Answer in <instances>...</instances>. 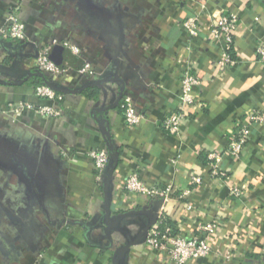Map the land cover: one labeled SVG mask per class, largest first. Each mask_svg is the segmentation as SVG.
I'll use <instances>...</instances> for the list:
<instances>
[{
  "label": "crops",
  "instance_id": "crops-1",
  "mask_svg": "<svg viewBox=\"0 0 264 264\" xmlns=\"http://www.w3.org/2000/svg\"><path fill=\"white\" fill-rule=\"evenodd\" d=\"M199 4L0 0V29L20 6L27 36L0 33V264H175L147 242L160 216L183 236L218 221L211 254L186 264H264V123L252 125L240 157L225 153L248 115L264 111V61L256 51L264 45V0L207 1L191 39L181 23ZM225 12L236 13L239 26L236 62L222 68L223 43L212 31ZM53 38L69 40L80 55L53 49L56 63L74 68L45 78L36 58ZM85 63L96 75L77 72ZM186 67L201 80L197 104L171 134L163 120L182 105ZM47 81L61 95L55 102L36 95ZM126 94L145 115L139 125L124 118ZM21 102L58 104L63 112L12 111ZM92 149L117 158L101 180L87 156ZM214 151L224 153L225 178L212 175ZM132 174L175 191L166 198L129 192Z\"/></svg>",
  "mask_w": 264,
  "mask_h": 264
},
{
  "label": "built area",
  "instance_id": "built-area-1",
  "mask_svg": "<svg viewBox=\"0 0 264 264\" xmlns=\"http://www.w3.org/2000/svg\"><path fill=\"white\" fill-rule=\"evenodd\" d=\"M200 4L199 10L186 17L181 23L182 29L191 38L199 35L201 17L207 9V1L197 0ZM239 26V16L236 13H223L215 21L213 27V37L221 40L223 43L222 58L219 62L220 67L226 68L236 62L235 58V37ZM0 33L5 38L16 41H25L26 25L20 18V6L12 8L5 24L0 29ZM63 46L69 48L75 56L80 55V49L67 39L53 38L39 48V54L36 58V67L47 77L54 78L69 74L74 67L64 66L56 63L51 53L55 47ZM257 55L264 61V45L257 47ZM77 72L83 75H96V70L90 63H85L76 68ZM201 83L200 78L192 71L191 67H186L182 73V105L179 109L167 115L163 120V127L171 134L179 133L185 120L189 118V109L197 104L196 87ZM36 95L51 102L61 98L59 92L49 84H41L36 88ZM121 107L124 118L129 126L139 125L145 118V115L138 111L134 98L126 94L123 96ZM12 111L18 109H31L49 117H59L62 115V107L58 104H33L27 102L10 105ZM264 123V111H253L248 115L247 122L243 123L238 129L236 136L229 141L226 152L235 157H240L251 137L253 124ZM87 156L93 161L98 180H101L103 173L112 162V156L106 149H92L87 152ZM224 153L214 151L208 155L214 177H227L228 170L223 166ZM194 183H201L200 176H193ZM125 188L132 193L146 197L166 198L175 191L172 186H149L138 174L130 175L125 181ZM233 193L239 194L238 189H233ZM187 192L183 193L187 195ZM167 216H160L152 226L147 242L160 251L163 256L175 264H186L190 260L208 256L212 252L209 244L210 236L216 232L219 227L218 221L207 222L200 227V233L192 236H183L174 232L173 226L166 222Z\"/></svg>",
  "mask_w": 264,
  "mask_h": 264
},
{
  "label": "water",
  "instance_id": "water-1",
  "mask_svg": "<svg viewBox=\"0 0 264 264\" xmlns=\"http://www.w3.org/2000/svg\"><path fill=\"white\" fill-rule=\"evenodd\" d=\"M59 48H61L60 46L58 47H55L54 48V50H56V49H59ZM38 75H40V76H42V77H45V78H47V76L43 73V72H41V71H39L38 70V73H37ZM46 84H49V85H51V83L50 82H48L47 81V83ZM52 86V85H51ZM111 163H114V164H117V158L116 157H112V162ZM111 165V164H110Z\"/></svg>",
  "mask_w": 264,
  "mask_h": 264
},
{
  "label": "trees",
  "instance_id": "trees-1",
  "mask_svg": "<svg viewBox=\"0 0 264 264\" xmlns=\"http://www.w3.org/2000/svg\"><path fill=\"white\" fill-rule=\"evenodd\" d=\"M43 84H46V83L44 82ZM93 89H94V88H93ZM95 92H97V89H94V90H93V94H94ZM93 94H92V95H93ZM166 222L169 223V225L173 226V228L175 227L174 223H173L169 218L166 220ZM174 232H175V233L177 232L175 228H174Z\"/></svg>",
  "mask_w": 264,
  "mask_h": 264
}]
</instances>
